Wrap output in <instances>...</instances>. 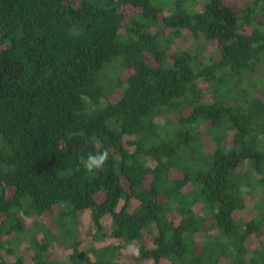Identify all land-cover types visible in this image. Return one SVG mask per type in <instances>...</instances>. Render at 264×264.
Instances as JSON below:
<instances>
[{
  "label": "trees",
  "instance_id": "trees-1",
  "mask_svg": "<svg viewBox=\"0 0 264 264\" xmlns=\"http://www.w3.org/2000/svg\"><path fill=\"white\" fill-rule=\"evenodd\" d=\"M27 239L33 264L129 243L130 264H264V0H0V264Z\"/></svg>",
  "mask_w": 264,
  "mask_h": 264
},
{
  "label": "rangeland",
  "instance_id": "rangeland-1",
  "mask_svg": "<svg viewBox=\"0 0 264 264\" xmlns=\"http://www.w3.org/2000/svg\"><path fill=\"white\" fill-rule=\"evenodd\" d=\"M229 1L232 2L233 0H229ZM235 3H237V2H235ZM244 4H245L244 2L240 1V2H238L237 6L238 7H244ZM127 13L131 15V14L136 13V11H134L133 9H128ZM102 196L103 195H101V197ZM37 220H38V218L27 219V227L33 228L34 223ZM50 221L51 220L49 218L45 219L44 220L45 226H48V227L52 226V223ZM103 221H104V225L107 227V229L110 230L111 226L113 224L112 218L106 217ZM91 227H92L91 211L87 210L81 215V226H80V233H81L82 238L85 240L86 244L92 240V237L89 235V230ZM11 237L12 236H7V237H5V240H9V239H11ZM37 239L42 242L43 241V235L38 233ZM147 243L149 246H152L151 240H148ZM29 244H30V239H27L25 242L20 244V248L18 250L22 254V256L24 257L26 264H33L32 261H33L35 252L29 248V246H30ZM107 244H118V241L113 240V239H106L104 242H99L97 244V246L101 247V246H105ZM84 248L87 249V246H84ZM70 254H71V251L65 247L53 246L51 253H50V255H51L50 258H52L56 261H59V262H68V256ZM121 258H122L123 263L124 262H126V264L131 263L130 256H127L124 253H122ZM11 259L12 258H10V257L8 258V260H11Z\"/></svg>",
  "mask_w": 264,
  "mask_h": 264
},
{
  "label": "clouds",
  "instance_id": "clouds-1",
  "mask_svg": "<svg viewBox=\"0 0 264 264\" xmlns=\"http://www.w3.org/2000/svg\"><path fill=\"white\" fill-rule=\"evenodd\" d=\"M110 158L109 149L105 148L103 151L95 153L89 152L86 156L79 157V163L90 174L95 175L98 171H103L105 165ZM79 170V168L77 169ZM123 253L127 256L138 257L140 255V248L134 243H129L124 249Z\"/></svg>",
  "mask_w": 264,
  "mask_h": 264
}]
</instances>
